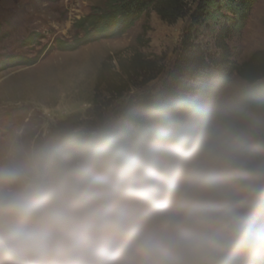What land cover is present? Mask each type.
<instances>
[{
	"label": "clouds",
	"instance_id": "clouds-1",
	"mask_svg": "<svg viewBox=\"0 0 264 264\" xmlns=\"http://www.w3.org/2000/svg\"><path fill=\"white\" fill-rule=\"evenodd\" d=\"M0 264H264V85L0 134Z\"/></svg>",
	"mask_w": 264,
	"mask_h": 264
},
{
	"label": "rangeland",
	"instance_id": "rangeland-1",
	"mask_svg": "<svg viewBox=\"0 0 264 264\" xmlns=\"http://www.w3.org/2000/svg\"><path fill=\"white\" fill-rule=\"evenodd\" d=\"M108 4L109 0H0V134L25 122L72 120L114 108L109 86L137 52L166 70L173 64L188 18L170 24L155 11L123 34L93 36L75 48H62L63 43L89 36L78 21ZM209 36L207 32L203 39ZM233 45L240 62L264 51V0L255 1ZM163 76L142 89H155ZM220 79H226L221 70L206 71L195 85ZM257 82L264 85V80ZM142 89L132 88L130 93Z\"/></svg>",
	"mask_w": 264,
	"mask_h": 264
},
{
	"label": "trees",
	"instance_id": "trees-1",
	"mask_svg": "<svg viewBox=\"0 0 264 264\" xmlns=\"http://www.w3.org/2000/svg\"><path fill=\"white\" fill-rule=\"evenodd\" d=\"M255 1L109 0L107 8L78 21V26L85 29L89 36L78 37L75 43H63L61 46L72 49L93 36L99 38L123 34L151 11L170 24L188 18L177 56L167 70L138 52L130 62L122 65L123 73L109 86L116 101L114 107L122 104L131 107L147 105L156 97L193 87L200 74L216 69L221 70L226 78L238 74L256 81L264 80V51H257L240 62L233 45L234 39L246 27ZM207 32L209 39L204 40ZM161 74L164 76L158 87L142 89ZM132 88L142 90L130 93Z\"/></svg>",
	"mask_w": 264,
	"mask_h": 264
}]
</instances>
